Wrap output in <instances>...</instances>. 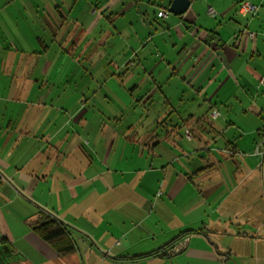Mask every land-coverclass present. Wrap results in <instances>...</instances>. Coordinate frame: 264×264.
Segmentation results:
<instances>
[{
  "label": "crops",
  "instance_id": "obj_1",
  "mask_svg": "<svg viewBox=\"0 0 264 264\" xmlns=\"http://www.w3.org/2000/svg\"><path fill=\"white\" fill-rule=\"evenodd\" d=\"M166 1L83 0L84 6L81 0H0V264H264V172L262 157L255 155L264 127L251 145L229 116L216 123L205 109L187 118L196 103L186 112L172 107L180 94L167 109L142 107L148 108L146 118L135 120L131 131L121 129L123 108L111 109L117 116L106 119L95 103L89 109L80 105L84 100L75 109L62 107L72 84L86 77L78 75L81 65L67 74L64 67L98 26L102 32L120 20L116 26L124 28L130 19V45L150 54L151 35L138 37L145 27L159 35L158 52L173 49L177 43L168 34L176 29L180 36L178 24L199 16L191 0L184 14L170 13L176 18L167 31L153 28L150 12L167 10ZM228 5L241 15L237 2ZM223 8L218 12L225 16ZM247 29L233 33L232 45L216 29L200 33L218 40L212 46L222 54L228 79L237 69L240 79L247 72L258 84L264 61L256 56L263 55L257 33L251 38ZM205 45L199 40L193 49L205 52ZM162 61L167 67L161 71V62L157 69L164 78L170 63ZM98 89L90 96L73 92L93 103ZM151 92L146 96L158 93ZM260 105L252 106L257 117L264 113ZM78 109L85 112L81 118L71 117ZM92 120L95 127H89ZM40 212L71 227L76 252L61 256L33 232L29 223ZM172 242L181 251L163 255Z\"/></svg>",
  "mask_w": 264,
  "mask_h": 264
},
{
  "label": "rangeland",
  "instance_id": "obj_2",
  "mask_svg": "<svg viewBox=\"0 0 264 264\" xmlns=\"http://www.w3.org/2000/svg\"><path fill=\"white\" fill-rule=\"evenodd\" d=\"M223 1L221 4V2L215 0H194V12L199 16L198 21L190 22L189 25H186V23L178 24L181 31L180 36L177 34L176 29H173L172 34H168L167 32L168 36L177 44L169 52H163V54L158 52L155 44L159 43V35L153 30H146L145 27H140L143 36L140 34L138 37L146 39L151 35L152 41H149L146 45L150 50V54L147 55L148 53L142 50V48L136 49L137 46L130 45V19L126 20L128 24L124 28H121V25L116 26L120 20L113 21V19V22L107 24L102 32H100L101 28L98 26L95 32L93 30L92 33L86 36V40L75 52V55L70 56L72 63H66L64 67L65 74H67L68 68L73 71L74 66L81 65L78 75H85L86 77L85 82L77 85L72 84V96L62 107L67 106L75 109L77 103L80 100H84V103H80L81 106L87 105L89 109V104L92 107L95 103L96 105L94 104V106L103 112L102 117L104 116L103 118L106 119H109L111 109L115 107L119 109L123 108L122 110L125 112L124 116H121V113H119V120H121L120 123L122 124L121 129L126 131L130 127L131 131V125H134L135 120L146 118L144 111L148 108L167 109L171 105L174 108L183 109L185 107H192L196 103V106H201H195V110L198 111L189 112L187 118H189L188 116L191 113L199 112L201 115L205 109L210 113V116L213 111H218L219 116L217 118L220 117L218 123H226L224 119L226 116H229V119H233L240 127H243L240 130L241 136L249 141V144L253 145L255 138L258 137L256 130L258 127H264V113H262L261 117H257L252 106L255 108L261 107L260 104L264 102V86L260 83L252 82L251 76L247 72L240 79V75L236 72L238 71L237 69L232 71L234 74L228 79L225 71L223 72V65L220 66L223 63L222 54L217 52L215 49L216 45L212 46V41L218 42V40H214V38L209 39L212 36L211 32L206 31L216 29L222 32L225 38L223 43L228 45H232L233 42H230V40L235 37L236 34L233 33L237 31H243L247 27L248 32H256L258 35L257 45H260L263 55L262 60L256 56V61L260 64L264 61V0H249L251 4L258 7V10L251 12L248 16L239 15L233 8L230 10L228 3L231 0ZM234 1L240 5L237 0ZM81 4L85 6L83 0H81ZM163 5L165 6L162 8L168 11L170 0L164 2ZM210 5H212L211 7L214 6L213 8L217 12L214 16L210 15L207 11ZM220 5L221 7H225L223 8L224 10L228 9L225 16L218 12ZM220 11L223 12L222 8ZM156 13V10H151L150 12L151 23L154 24L153 28L167 31L169 27L167 25L172 24L171 20L176 17L169 13L171 16L168 15L169 17H167L170 19H161L163 17H159L158 13L157 15ZM73 17H75V12L73 13ZM95 19L96 17L94 16L92 20ZM86 21L88 24L89 20L86 19ZM185 25L190 26L191 29L187 30L184 27ZM201 29L206 31L202 34L200 33ZM183 32L184 35L181 36ZM199 40L206 42L205 50L207 45L209 49L205 52H202L203 50L201 51L200 48L193 49ZM223 43H220L221 47H223ZM185 45L188 50L182 51ZM163 58L170 63V69H167L168 72L164 78L160 75L161 71L167 67L164 61H162ZM193 60L195 61L193 64L197 65L192 70L194 72L190 76H187V72L184 74L185 69L189 62ZM161 62L164 68L160 67L161 71H158L157 65L161 64ZM172 70L174 74L176 72V76L168 79ZM98 80L100 82L99 85ZM98 87H101V89H98ZM96 89H98L97 94L100 98L96 101L93 99V103L89 102L88 99L80 98L77 93L73 92V90H77V92L86 90V95L90 96ZM155 89L158 92L157 94H153ZM151 90L152 97L146 96ZM162 91H166V94H161ZM179 94L182 96L181 101H174L169 105L168 100L172 99L173 101L177 99ZM105 95L109 96V100L104 98ZM129 104L130 106H128ZM210 105H213V108L210 107L211 109L209 110ZM55 106L58 107L57 98H55ZM183 111L186 112L187 109H183L181 112ZM244 111L251 113L255 117L250 114L246 116ZM73 113L75 115L71 117L81 118L85 112L80 109L76 111L71 110V114ZM114 116H117V114L110 117ZM172 117L178 118L176 112L172 114ZM88 118L90 117L88 116ZM217 118L211 120L217 123ZM75 123V121H72V124ZM97 124L92 120L89 127H95ZM257 147L256 145L255 148L257 149ZM263 149L264 146L261 147L262 151H264ZM255 155L259 156L260 154Z\"/></svg>",
  "mask_w": 264,
  "mask_h": 264
},
{
  "label": "trees",
  "instance_id": "obj_3",
  "mask_svg": "<svg viewBox=\"0 0 264 264\" xmlns=\"http://www.w3.org/2000/svg\"><path fill=\"white\" fill-rule=\"evenodd\" d=\"M264 138V128L261 132ZM33 232L49 244L59 255L64 256L76 252L78 244L70 226L62 224L58 218L46 212H40L36 219L29 223ZM176 242L169 244L163 251L168 256ZM153 253L152 255H156ZM159 254V253H158Z\"/></svg>",
  "mask_w": 264,
  "mask_h": 264
},
{
  "label": "built area",
  "instance_id": "obj_4",
  "mask_svg": "<svg viewBox=\"0 0 264 264\" xmlns=\"http://www.w3.org/2000/svg\"><path fill=\"white\" fill-rule=\"evenodd\" d=\"M237 1L240 3L239 13L242 16H248L251 12H255L256 11V7L254 5H252L249 1H246V0H237ZM208 13L210 15H213L215 13V10L212 7H209ZM158 15H159V17H167L169 15V13H168L167 10H162V11H160L158 13ZM248 35L251 38H254L255 37V33H253V32L248 33ZM242 36H244V35L239 36V41L241 40ZM260 84L262 86H264V75L261 78ZM218 116H219L218 111H213L212 112V117L214 119H216ZM187 136L188 137H191V134L189 132H187ZM262 146H264V138L262 140V143L259 144L258 147H257V149H256V154H260V156L262 157L261 166H262L263 172H264V151L261 150V147ZM181 249H182V247L180 245H178V243H176L174 245V247L171 250H169V255L176 254V253L180 252Z\"/></svg>",
  "mask_w": 264,
  "mask_h": 264
},
{
  "label": "water",
  "instance_id": "obj_5",
  "mask_svg": "<svg viewBox=\"0 0 264 264\" xmlns=\"http://www.w3.org/2000/svg\"><path fill=\"white\" fill-rule=\"evenodd\" d=\"M190 5L191 0H173L168 9V13L184 14L189 9ZM59 221L64 224L62 220Z\"/></svg>",
  "mask_w": 264,
  "mask_h": 264
}]
</instances>
